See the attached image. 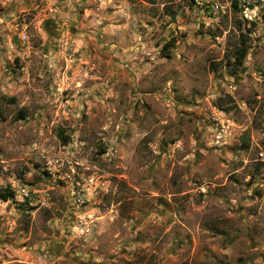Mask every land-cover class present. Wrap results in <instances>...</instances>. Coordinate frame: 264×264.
<instances>
[{
  "label": "rangeland",
  "instance_id": "obj_1",
  "mask_svg": "<svg viewBox=\"0 0 264 264\" xmlns=\"http://www.w3.org/2000/svg\"><path fill=\"white\" fill-rule=\"evenodd\" d=\"M6 189L0 264H264V0H0Z\"/></svg>",
  "mask_w": 264,
  "mask_h": 264
},
{
  "label": "trees",
  "instance_id": "obj_2",
  "mask_svg": "<svg viewBox=\"0 0 264 264\" xmlns=\"http://www.w3.org/2000/svg\"><path fill=\"white\" fill-rule=\"evenodd\" d=\"M235 4H237V1H234ZM239 57L236 58V60L232 63L234 66L232 68L233 72L240 69V67L244 63L245 56L248 53V48L243 45V47L240 49ZM231 63V61H230ZM13 191L11 189H6L5 191H0V197L4 200H8L12 197Z\"/></svg>",
  "mask_w": 264,
  "mask_h": 264
}]
</instances>
